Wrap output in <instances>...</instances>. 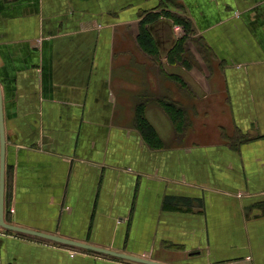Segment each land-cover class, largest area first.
<instances>
[{
    "label": "crops",
    "instance_id": "crops-1",
    "mask_svg": "<svg viewBox=\"0 0 264 264\" xmlns=\"http://www.w3.org/2000/svg\"><path fill=\"white\" fill-rule=\"evenodd\" d=\"M165 12L190 24L182 61ZM0 93L6 223L164 264H264V0H0ZM0 264L141 263L0 225Z\"/></svg>",
    "mask_w": 264,
    "mask_h": 264
},
{
    "label": "trees",
    "instance_id": "trees-1",
    "mask_svg": "<svg viewBox=\"0 0 264 264\" xmlns=\"http://www.w3.org/2000/svg\"><path fill=\"white\" fill-rule=\"evenodd\" d=\"M160 13H149L145 18L142 19L140 24V30L138 34V42L141 47L153 58L156 60L160 54V50L156 43V40L148 27L150 24L159 19ZM168 14L169 17H172L174 22L177 24H182L184 26V34L182 37L176 40L174 45L168 50V60L173 62V60H181L183 59V55L187 51V40L192 34V30L190 28L189 22L182 16L173 14L171 12H165V15ZM202 52V49L200 47ZM181 81L180 77H175ZM159 103L165 109V111L169 114L177 133L181 132L185 127L184 118L185 111L179 105V103L171 98L163 97L159 100ZM145 104L140 103L136 107V125L139 127L145 138L153 145H159L160 139L157 136L156 131L152 127L151 124L145 119L143 115V110Z\"/></svg>",
    "mask_w": 264,
    "mask_h": 264
},
{
    "label": "water",
    "instance_id": "water-1",
    "mask_svg": "<svg viewBox=\"0 0 264 264\" xmlns=\"http://www.w3.org/2000/svg\"><path fill=\"white\" fill-rule=\"evenodd\" d=\"M0 116L2 117L1 93H0ZM0 225L3 226L6 229L17 230V231H25V232H28V233H31V234H34V235L46 236V237H48V238H50L52 240H55L57 242H60V243L70 244V245H75V246H81V247L88 248V249H93V250H96V251H99V252H102V253H105V254H108V255L122 257V258H125V259H128V260H132V261H135V262H138V263H141V264H164L162 262H158V261L151 260V259L144 258V257L131 256V255H128V254L117 253V252L105 250L103 248L94 247V246H91V245H88V244H83V243H80V242H74L72 240H69V239H66V238H62V237H59V236H49V235L41 234V233L36 232V231L26 230L24 228H20L18 226L6 223L4 221V218H3V211H2V214H1V218H0Z\"/></svg>",
    "mask_w": 264,
    "mask_h": 264
},
{
    "label": "built area",
    "instance_id": "built-area-1",
    "mask_svg": "<svg viewBox=\"0 0 264 264\" xmlns=\"http://www.w3.org/2000/svg\"><path fill=\"white\" fill-rule=\"evenodd\" d=\"M173 26H174V33H175V34L178 35V34H180V33L182 32V27H181V26L179 27V25H177V24H174ZM11 211L13 212L14 210L12 209ZM75 252H76V251H73L72 254L74 255Z\"/></svg>",
    "mask_w": 264,
    "mask_h": 264
},
{
    "label": "rangeland",
    "instance_id": "rangeland-1",
    "mask_svg": "<svg viewBox=\"0 0 264 264\" xmlns=\"http://www.w3.org/2000/svg\"><path fill=\"white\" fill-rule=\"evenodd\" d=\"M180 27V26H179ZM173 30H174V26H173ZM185 32V30L184 29H182V32L180 33V34H183Z\"/></svg>",
    "mask_w": 264,
    "mask_h": 264
}]
</instances>
